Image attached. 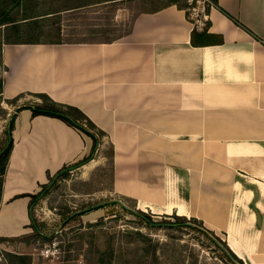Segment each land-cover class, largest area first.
I'll return each instance as SVG.
<instances>
[{
	"label": "crops",
	"instance_id": "1",
	"mask_svg": "<svg viewBox=\"0 0 264 264\" xmlns=\"http://www.w3.org/2000/svg\"><path fill=\"white\" fill-rule=\"evenodd\" d=\"M217 1L247 29L213 2L203 25L165 3L139 9L113 40L4 44L3 96L79 108L112 143L116 192L156 215L201 219L246 264H264V0ZM17 118L0 207L8 237L28 224L17 196L93 146L59 118Z\"/></svg>",
	"mask_w": 264,
	"mask_h": 264
},
{
	"label": "rangeland",
	"instance_id": "2",
	"mask_svg": "<svg viewBox=\"0 0 264 264\" xmlns=\"http://www.w3.org/2000/svg\"><path fill=\"white\" fill-rule=\"evenodd\" d=\"M99 1L0 0V82L6 70L1 59L4 44L58 38L113 40L129 32L139 9L171 2ZM180 4L194 20L191 13L197 2L180 0ZM36 103L42 100L32 94L9 101L0 98V149L11 116L19 107ZM99 141L88 165L17 196L28 201V224L21 235L0 236V264H246L227 256L212 233L202 232L201 219L156 215L140 209L136 199L116 192L112 145L108 137L100 136ZM146 179L160 183L158 177ZM180 188L188 196L193 184L185 178Z\"/></svg>",
	"mask_w": 264,
	"mask_h": 264
},
{
	"label": "trees",
	"instance_id": "3",
	"mask_svg": "<svg viewBox=\"0 0 264 264\" xmlns=\"http://www.w3.org/2000/svg\"><path fill=\"white\" fill-rule=\"evenodd\" d=\"M102 1H111V0H101L99 2ZM117 1V0H115ZM169 3H175L177 4L179 7H184V9H186L187 12V7L185 5L180 4V0H171V2ZM214 5L216 7H218L221 11H223L226 15H228L237 25L247 29L242 23H240V21H238L236 18H234L232 15H230L229 13H227L225 10H223L219 4L218 1H214L213 2ZM188 15V13H187ZM257 37V36H256ZM258 38V37H257ZM63 39L62 38H58L57 40H52L50 42H41V41H16V42H12L13 44H35V43H62ZM2 59V56H1ZM3 86H4V82L3 80H1L0 82V98H2L5 101H9V100H15V99H19L20 97H22L23 95H20L18 97H15L13 99H6L3 96ZM36 95L38 98H40L42 100V103H36L35 105H23L21 107L18 108V112L24 110V109H29L32 111L33 115H45V116H50V117H56L61 119L62 121H64L65 123H67L69 126L74 127L78 130H80L82 133L88 135L92 141H93V146L91 151L89 152V154H87L86 156H84L82 159L78 160L77 162L70 164V165H66L63 168H61L60 170H58L56 172V174L52 177H50L49 181H52L54 179V177L60 176L61 174H63L65 171L68 170H72L78 167H82L85 164L89 163L90 161H92L95 158V151L98 148V144H99V140H100V136L101 137H107L108 135L106 134V132L104 130H102L101 128H99L82 110H80L79 108L75 107V106H71L68 104H63V103H58L56 101H54L53 99H51L47 94H33ZM1 107V104H0ZM77 113V116L73 115V113ZM17 113H14L9 122H8V127H7V139H6V143L5 145L0 149V200L2 198L3 195V189H4V180H5V174L7 171V167H8V162L10 159V155L14 146V137H13V131L15 129V121L17 118ZM112 145V143H111ZM113 147V146H112ZM113 155H114V149L112 148V160H113ZM44 188V187H43ZM27 196V195H25ZM23 197V196H21ZM9 197H7L6 199H8ZM92 207H90L91 209ZM95 208V207H94ZM178 218H181L183 216H177ZM194 218V217H193ZM202 232H206V233H212L213 234V241L215 243H218V246L221 247L227 254V256H229L230 258H234L237 260H242L241 258H239L227 245V243L225 241H223L215 232H213L212 230L208 229L204 223H203V228L200 229Z\"/></svg>",
	"mask_w": 264,
	"mask_h": 264
},
{
	"label": "built area",
	"instance_id": "4",
	"mask_svg": "<svg viewBox=\"0 0 264 264\" xmlns=\"http://www.w3.org/2000/svg\"><path fill=\"white\" fill-rule=\"evenodd\" d=\"M193 1L197 2V5L193 7V12L191 13L193 17L194 15H196V18L193 20V22H195L197 25H203L205 21L207 20L206 11L208 8L206 7L207 6L209 7L212 4V1L211 0H190L191 3H193Z\"/></svg>",
	"mask_w": 264,
	"mask_h": 264
},
{
	"label": "bare ground",
	"instance_id": "5",
	"mask_svg": "<svg viewBox=\"0 0 264 264\" xmlns=\"http://www.w3.org/2000/svg\"><path fill=\"white\" fill-rule=\"evenodd\" d=\"M4 216H5V211H3V212L1 213V220H3Z\"/></svg>",
	"mask_w": 264,
	"mask_h": 264
}]
</instances>
